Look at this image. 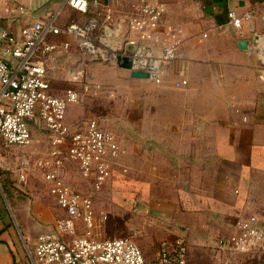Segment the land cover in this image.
Listing matches in <instances>:
<instances>
[{"label": "crops", "instance_id": "crops-1", "mask_svg": "<svg viewBox=\"0 0 264 264\" xmlns=\"http://www.w3.org/2000/svg\"><path fill=\"white\" fill-rule=\"evenodd\" d=\"M144 1L164 2L168 21L181 30L180 48L163 63L159 83L133 77L117 61L87 64L76 37L64 30L73 21L85 23L81 17L88 15L98 21L99 37L118 47L130 35L127 17ZM232 10L251 17L236 27L228 16ZM36 22L63 29L47 38L57 47L40 56L50 79L70 74L77 81L85 73L88 82L105 88L93 95L104 113H93V119L125 149L116 168L134 175L138 204L151 208L164 240L183 237L189 260L199 264L195 254L201 247L224 250L220 241L240 219L256 215L264 225V0H91L86 13L67 0H0V28L16 41ZM150 46L161 54L160 43ZM181 79L189 85L177 88ZM208 105L232 107L209 111ZM81 116L69 107L66 122L73 130L84 128ZM7 193L0 184V264H38V236L60 217L49 220L45 202L37 201L34 209L30 201L11 202ZM237 256L239 264H261L257 254Z\"/></svg>", "mask_w": 264, "mask_h": 264}, {"label": "built area", "instance_id": "built-area-1", "mask_svg": "<svg viewBox=\"0 0 264 264\" xmlns=\"http://www.w3.org/2000/svg\"><path fill=\"white\" fill-rule=\"evenodd\" d=\"M91 0H67L68 5L82 13L89 10ZM14 9H11L13 11ZM229 19L241 28L251 13L240 16L230 11ZM107 19H111L108 15ZM128 33L120 52L104 46L96 34L95 18L86 23L73 21L64 30L76 37L84 56L97 60L117 61V55L132 58V68L148 73L159 83L162 65L175 57L182 43L181 30L167 18L164 2L144 1L137 14L127 17ZM163 28V30H160ZM63 29L52 23L36 22L22 30L16 41L10 32L0 28V135L7 145L30 146L32 124L39 119L49 134V151L37 166L50 184V191L65 215L58 218L53 229L38 236L34 256L38 264H193L183 237L165 239L158 257L148 260L141 247L130 237L101 238L96 233L92 198L74 189L66 180L67 168L77 164L81 175L101 189L110 178L118 160L125 153L117 137L102 130L95 119L82 122L84 128L73 130L66 122L68 108L80 100L81 91L68 89L63 95L52 92L48 69L41 55L57 45L48 42L50 34ZM160 43L162 52L154 55L151 43ZM5 44V45H4ZM69 43L64 44L68 49ZM7 58H6V57ZM189 85L187 79L175 82L177 88ZM105 88L87 82L83 90L92 95ZM126 171V169H123ZM84 233H78L79 224ZM220 248L240 255L257 254L264 264V225L256 215L240 219L235 232L220 241Z\"/></svg>", "mask_w": 264, "mask_h": 264}, {"label": "rangeland", "instance_id": "rangeland-1", "mask_svg": "<svg viewBox=\"0 0 264 264\" xmlns=\"http://www.w3.org/2000/svg\"><path fill=\"white\" fill-rule=\"evenodd\" d=\"M81 18L82 21L87 22L90 17L85 15ZM96 34H100V31H96ZM84 59L87 64L101 62L100 59L91 61L92 58L87 56H84ZM70 66L68 63L65 67L68 74L72 70ZM54 71L51 67L50 72L53 73ZM69 75L64 78L55 74L54 76L51 75L53 93L59 94L71 88L81 91L80 100L69 107L74 106L78 109L82 115L80 117L82 122L90 118L93 119V113H103V110L98 108L101 105L94 104L96 96L83 90V85L88 82L85 77L86 74H82L81 78H77V81L72 80V76ZM149 83L155 84L151 80ZM132 93L134 94V91ZM132 99H134V95H132ZM222 106L225 112L231 110L232 107V105H208V110H219ZM32 127L35 139L30 146H10L0 136V184L8 192L11 202L16 201L17 204H21L30 201L34 209L37 207L34 205L37 201L45 202L51 210V216H48L49 220L50 217L57 219L64 216L65 211L57 205L55 198L50 193V184L45 180L43 173L37 166V161L49 151V134L39 119L32 124ZM22 175H24V179L21 177ZM66 180L74 189L92 198L95 230L99 237H130L141 247L148 260H154L158 257L160 244L164 240L161 237L163 228L157 222L158 219L152 215L150 207L139 206L140 193L136 189L134 175L115 167L102 188L95 189L92 181L81 175L78 165L70 164L67 168ZM83 227V224L80 223L78 226L79 234L84 233ZM204 249L201 247L199 252L195 254V257L200 259L199 264H239L236 257L240 254L234 251L219 249L205 252Z\"/></svg>", "mask_w": 264, "mask_h": 264}, {"label": "water", "instance_id": "water-1", "mask_svg": "<svg viewBox=\"0 0 264 264\" xmlns=\"http://www.w3.org/2000/svg\"><path fill=\"white\" fill-rule=\"evenodd\" d=\"M121 30H122L121 26H118L116 28V31H115L116 36H118L121 33ZM257 40H258V37H257ZM100 41L105 46H107L108 48H110L111 50H113L115 52H120V50L122 49V46H123V45H120L118 47L117 46H112L110 39H107V37H104V36H102L100 38ZM240 47L242 49L247 48L248 47V42L245 41V40H242L240 42ZM117 63L120 66H122V67L130 70L131 71V75L133 77H137V78H149L148 73H146L144 71H141V70H136V69H133L132 68V58L130 56L118 54L117 55Z\"/></svg>", "mask_w": 264, "mask_h": 264}]
</instances>
